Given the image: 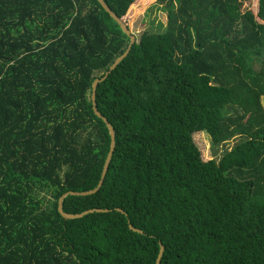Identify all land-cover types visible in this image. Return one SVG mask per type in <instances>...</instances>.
<instances>
[{
  "label": "trees",
  "instance_id": "1",
  "mask_svg": "<svg viewBox=\"0 0 264 264\" xmlns=\"http://www.w3.org/2000/svg\"><path fill=\"white\" fill-rule=\"evenodd\" d=\"M147 1L106 0L127 24ZM151 1L165 29L98 84L104 182L63 202L110 211L67 219L111 144L93 81L130 37L99 0H0V264H156L160 243V264H264V0ZM203 130L239 140L205 159Z\"/></svg>",
  "mask_w": 264,
  "mask_h": 264
},
{
  "label": "water",
  "instance_id": "2",
  "mask_svg": "<svg viewBox=\"0 0 264 264\" xmlns=\"http://www.w3.org/2000/svg\"><path fill=\"white\" fill-rule=\"evenodd\" d=\"M100 3L102 4V6L110 13V15L120 24L121 28L123 29V31L130 37V41L128 44V47L125 49V51L123 53H121L116 59L115 61L111 64V66L109 67V69L107 71H105V74L103 76L100 77H96L93 81L92 84V101H93V108L95 113L101 117L106 125L108 126L110 135H111V144H110V149L108 152V155L106 157L105 163H104V167L102 170V174H101V178L100 181L98 183V185L90 190H85V191H75V190H69L65 193H63L61 195V197L58 200V210L60 211V213L67 219L70 218H77V217H81L89 212H94V211H98V212H106V211H110V209L108 208H90L87 210H84L83 212L80 213H71V212H67L64 210L63 207V202L64 199L69 195V194H77V195H87V194H92L95 193L99 190V188L102 186L105 176L107 174L110 162L112 160L115 148H116V130L114 125L109 121V119L102 114V112L98 109L97 107V102H96V98H97V88H98V84L102 81H104L108 75L119 65V63L126 57L128 56V54L130 53V50L133 46L134 43L137 42V35L132 32L131 28L129 27V25L111 8V6L106 2V0H99ZM117 210L121 211V212H125V210L123 208L118 207ZM130 227L138 232L144 233V230L135 227L132 223H129ZM164 250H165V245L160 243V251L158 254V258L156 261V264H160L163 254H164Z\"/></svg>",
  "mask_w": 264,
  "mask_h": 264
},
{
  "label": "rangeland",
  "instance_id": "3",
  "mask_svg": "<svg viewBox=\"0 0 264 264\" xmlns=\"http://www.w3.org/2000/svg\"><path fill=\"white\" fill-rule=\"evenodd\" d=\"M150 2L152 1L148 0L145 2V7L141 12H131V15H128L127 17V22L130 25L132 32L138 37H140L145 31L157 32L165 29L164 25L167 22V10L161 4L153 3L149 6L148 4ZM262 102L264 104V97L262 98ZM194 138L202 150L205 159L221 158L223 153L230 149L239 140V137H235L218 146L214 144L211 136L205 130L194 133ZM39 195L43 197L46 207L52 206L54 197L50 189L39 191Z\"/></svg>",
  "mask_w": 264,
  "mask_h": 264
},
{
  "label": "clouds",
  "instance_id": "4",
  "mask_svg": "<svg viewBox=\"0 0 264 264\" xmlns=\"http://www.w3.org/2000/svg\"><path fill=\"white\" fill-rule=\"evenodd\" d=\"M138 37V36H137ZM144 233H145V231H144Z\"/></svg>",
  "mask_w": 264,
  "mask_h": 264
}]
</instances>
